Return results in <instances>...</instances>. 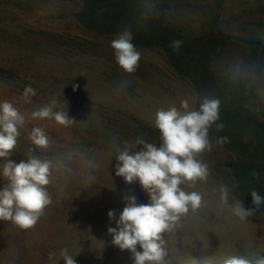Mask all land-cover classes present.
I'll return each instance as SVG.
<instances>
[{"label":"rangeland","instance_id":"374dc122","mask_svg":"<svg viewBox=\"0 0 264 264\" xmlns=\"http://www.w3.org/2000/svg\"><path fill=\"white\" fill-rule=\"evenodd\" d=\"M147 2L154 7L144 8L145 16L163 17L174 30L173 41L181 45L195 39L210 41L214 0ZM83 9L82 0H0V102H11L27 121L9 159L16 163L26 159L35 148L29 134L33 127H41L49 148L33 154L51 158L60 167L48 186L53 202L34 228L25 231L0 220V264H65L59 254L65 248L76 264H134L129 251L111 243L107 229L116 227L125 197L135 196L138 204L148 203L149 197L138 181L127 184L115 175L117 141L111 129L120 121L113 114L155 127L158 109L173 104L179 108L182 98H189L194 107L199 96L195 82L179 76L157 46L139 50L135 73L122 71L110 47L115 36L88 32L73 18ZM221 30L228 40L212 48L208 44L198 55L206 65L199 61L203 73L199 79H206L216 93L245 87L250 95L244 98L245 106L251 113L232 126L238 136L230 146L216 145L211 138L212 150L200 157L210 175L206 183L186 190L205 192V205L165 234L169 259L177 264H222L231 255L264 257V212L241 222L221 209L218 191L226 183L235 185L236 194L229 165L238 157H264V114L250 94L253 91L264 104V68L256 50L244 42L264 43V0H223ZM123 82L126 88L121 87ZM27 86L36 93L30 103L23 96ZM53 98L75 123L65 127L51 119L32 118L34 110ZM258 124L260 135L255 132ZM149 142L160 143L158 137ZM4 184L0 177V190ZM109 211H114L113 219ZM49 253L56 255L50 260Z\"/></svg>","mask_w":264,"mask_h":264},{"label":"clouds","instance_id":"9594fccd","mask_svg":"<svg viewBox=\"0 0 264 264\" xmlns=\"http://www.w3.org/2000/svg\"><path fill=\"white\" fill-rule=\"evenodd\" d=\"M152 7L145 0V10ZM133 39L131 28L125 26L110 42L116 64L127 74L136 72L141 58ZM181 43L175 40L169 47L178 51ZM121 87L126 88L127 82ZM35 94V90L27 86L23 93L25 102L30 103V96ZM57 105L58 101L53 98L50 103L34 110L31 116L33 119H51L65 127L76 122L69 117L68 110L58 109ZM220 109L221 101L212 96L204 95L198 110L189 98H182L179 108L173 104L168 109L156 111L154 124L159 130V146L137 137L133 145L125 142L123 149L115 148V175L122 177L127 184L138 181L149 197L146 204H138L135 196L125 197V207L116 227L107 229L112 236L111 243L122 251H129L134 264H172L165 234L174 232L190 212L194 214L204 207L206 193L186 189H196L198 184L206 183L210 175L208 164L200 157L214 146L209 135L213 125L217 131L225 127L222 122L217 123ZM26 122V117L11 102H0V160H3L0 177L5 181L0 190V220L10 221L25 231L34 228L45 209L52 204L48 186L53 182L54 173L60 171L53 159L33 154L35 149L46 151L49 148V137L41 127H33L29 134L35 148L26 153L27 158L19 163L9 159ZM228 142V137H220L215 144L223 146ZM134 146L142 147L133 150ZM252 177L259 180L260 174L253 171ZM234 188L235 185L230 187L226 183L219 185L220 207L241 222L248 221L264 207V196L252 189L249 194L253 207L248 208L244 199L234 193ZM114 216V211L108 212L110 219ZM59 254L65 264H76L66 248ZM55 255L49 253V259ZM222 264H264V257L250 259L231 255Z\"/></svg>","mask_w":264,"mask_h":264},{"label":"trees","instance_id":"16d2710c","mask_svg":"<svg viewBox=\"0 0 264 264\" xmlns=\"http://www.w3.org/2000/svg\"><path fill=\"white\" fill-rule=\"evenodd\" d=\"M84 9L82 12L74 14L73 18L86 31L94 33L100 37L110 38L116 36L125 26L131 28L135 44L138 50H151L155 46L163 49L166 53L170 67L181 77L193 80L198 90L199 96L195 103L196 110L199 109L200 100L204 95L218 98L221 101L220 120L217 123L225 125L222 131H217L215 125L210 130V138L217 139L228 137L229 142L225 143L226 147L230 146L233 139H236L238 132L232 126H236L245 118L244 114L250 115L251 111L245 106L244 98L249 97L246 88L239 86L231 91L214 92L206 79H199L203 73H199L202 68L201 64L204 58L198 59V55L204 49H208V44L217 46L226 41L224 32L221 30V8L223 0H214L213 10L210 14L211 37L207 40H193L181 45L178 51H173L169 47L174 38V30L165 25L161 16L155 17L144 14L143 0H82ZM144 17H147L145 19ZM177 37V36H176ZM234 38V37H233ZM228 40V39H227ZM234 40H240L234 38ZM252 46L258 53L261 67L264 68V43L261 41H244ZM210 48V47H209ZM200 61V62H199ZM205 67V63H203ZM199 66V67H198ZM253 98L258 100L261 110L264 114V104L253 91H250ZM116 122L112 124L111 131L116 136L117 146L123 149L125 142L133 145L137 137L144 138L147 142L158 137L159 130L155 127L142 123L137 118L127 117L125 115L114 113ZM261 125L256 126L259 135ZM142 146H134L133 150ZM229 170L236 183V194L244 199L251 206L250 191L258 190L260 195L264 196V157L245 160L238 157L235 163L229 165ZM258 172L260 179L252 177V172ZM264 212V207L260 209ZM172 264H177L172 261Z\"/></svg>","mask_w":264,"mask_h":264}]
</instances>
